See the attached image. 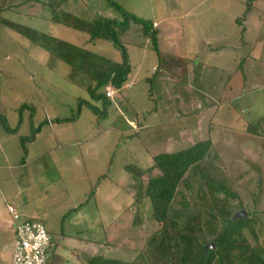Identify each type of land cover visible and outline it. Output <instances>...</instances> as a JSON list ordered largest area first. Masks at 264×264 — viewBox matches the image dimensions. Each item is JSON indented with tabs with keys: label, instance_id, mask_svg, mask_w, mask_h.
I'll list each match as a JSON object with an SVG mask.
<instances>
[{
	"label": "rangeland",
	"instance_id": "374dc122",
	"mask_svg": "<svg viewBox=\"0 0 264 264\" xmlns=\"http://www.w3.org/2000/svg\"><path fill=\"white\" fill-rule=\"evenodd\" d=\"M112 1L152 21L159 55L140 47L150 42L131 25L122 37L131 73L120 92L104 89L111 105L103 120L83 107L77 121L58 122L89 99L88 79L1 19L120 62L112 45L50 22L39 7L0 13V116L14 129L21 106L34 108L33 127L26 109L16 134L0 120V264H10L15 238L9 205L57 239L52 264H85L94 256L131 262L160 226L147 220L150 176L134 178L124 167L144 171L155 155L207 140L242 209H252L245 195L253 192L264 222V0ZM64 8L88 20L116 17L109 0H69ZM39 126L23 151L19 137Z\"/></svg>",
	"mask_w": 264,
	"mask_h": 264
},
{
	"label": "trees",
	"instance_id": "16d2710c",
	"mask_svg": "<svg viewBox=\"0 0 264 264\" xmlns=\"http://www.w3.org/2000/svg\"><path fill=\"white\" fill-rule=\"evenodd\" d=\"M68 1L0 0V13L14 12L19 15L23 6L47 10L50 22L86 34L92 43H110L119 53L120 62L7 19H1V23L88 79L85 90L89 99H79L72 117L57 120L58 122L77 121L83 107L103 120L107 118L111 105L104 89L112 87L120 92L131 73L122 37L133 25L137 28V35L150 42V47L142 44L140 47L159 55V34L153 28L151 20H143L125 11L112 0H109V6L116 17L95 16L92 20L77 17L66 10L64 6ZM249 7L245 8L243 17L236 19L238 24L250 11ZM23 15L31 16L28 13ZM199 69L200 66L195 71L198 72ZM1 73L0 71V75ZM156 76L153 74L145 83H151ZM26 109L29 110L28 122L31 125L34 108L27 104H23L18 110L19 121L14 129H10L4 117L0 116L8 133L16 134L22 124L21 114ZM40 129L41 126L30 128L29 136L19 137L23 151L25 144L35 140ZM212 147V142L207 140L174 153L155 155L144 171L138 170L134 165L125 166L126 173L134 178L150 176L144 191V199L149 204L147 220L160 227L145 239L131 262L94 256L85 264H264V222L259 218L263 213L256 209V195L251 191L247 192L245 196L248 200L252 199V202L249 201L252 209H242V197L234 191L232 181L217 172L215 164L220 158L211 154ZM249 176L248 173L243 174L245 180H250ZM238 209L244 210L247 216L241 220H231ZM57 242L56 239L53 252L57 248ZM209 243L214 244V249L204 251Z\"/></svg>",
	"mask_w": 264,
	"mask_h": 264
},
{
	"label": "built area",
	"instance_id": "2783aa9c",
	"mask_svg": "<svg viewBox=\"0 0 264 264\" xmlns=\"http://www.w3.org/2000/svg\"><path fill=\"white\" fill-rule=\"evenodd\" d=\"M7 212L15 233L10 264H51L55 240L43 223L36 219L22 220L13 206H7Z\"/></svg>",
	"mask_w": 264,
	"mask_h": 264
},
{
	"label": "water",
	"instance_id": "95a60500",
	"mask_svg": "<svg viewBox=\"0 0 264 264\" xmlns=\"http://www.w3.org/2000/svg\"><path fill=\"white\" fill-rule=\"evenodd\" d=\"M247 214L244 210H239L237 213H235L231 220H241L243 219L244 217H246ZM214 249V244L213 243H209L208 245H206L204 247V251H209V250H213Z\"/></svg>",
	"mask_w": 264,
	"mask_h": 264
},
{
	"label": "crops",
	"instance_id": "0c3cea01",
	"mask_svg": "<svg viewBox=\"0 0 264 264\" xmlns=\"http://www.w3.org/2000/svg\"><path fill=\"white\" fill-rule=\"evenodd\" d=\"M250 12V11H249ZM77 261V260H76Z\"/></svg>",
	"mask_w": 264,
	"mask_h": 264
}]
</instances>
